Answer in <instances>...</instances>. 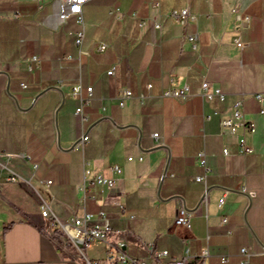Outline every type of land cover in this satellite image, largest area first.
<instances>
[{"label": "crops", "instance_id": "1", "mask_svg": "<svg viewBox=\"0 0 264 264\" xmlns=\"http://www.w3.org/2000/svg\"><path fill=\"white\" fill-rule=\"evenodd\" d=\"M182 8L196 18L165 17L154 27L153 17ZM59 9L58 0H44L40 10L34 0H0V150L29 155L13 156L11 167L30 179L0 183V264H79L61 232L41 216L37 191L61 220L102 208L113 230H121L109 239L124 241L129 255L148 264H164L185 250L197 263L204 247L207 264H239L242 247L254 251L252 263L264 264V0H89L82 7L80 54L74 37L81 25L74 16L62 23ZM240 11L250 15L247 28L236 18ZM238 36L248 42L242 49ZM34 55L38 61L27 60ZM204 77L222 100L162 95L185 85L196 93ZM77 82L84 96L92 86L84 122L74 114ZM122 89L132 93L123 107L114 100ZM239 98L255 127L237 128L252 148L246 154L239 153L236 135L220 133L218 114L202 117L230 113ZM83 128L89 139L77 146ZM201 150L209 171L203 201L204 184L192 178L204 173L195 158ZM84 168L87 178H116L118 194L89 183L82 200ZM40 179L52 182L45 187ZM10 191L16 201L6 196ZM175 197L195 210L188 227L173 230ZM162 250L166 256H153ZM86 254L109 264L103 242H92Z\"/></svg>", "mask_w": 264, "mask_h": 264}, {"label": "built area", "instance_id": "2", "mask_svg": "<svg viewBox=\"0 0 264 264\" xmlns=\"http://www.w3.org/2000/svg\"><path fill=\"white\" fill-rule=\"evenodd\" d=\"M37 5V9H41L44 5V0H34ZM59 1V18L62 23H65L66 19L70 16H74L75 20L78 24L81 25V29H79L75 33L74 43L78 49V53H82L81 44L83 40L84 30L83 25L84 21L82 18V7L89 0H58ZM156 4L158 0H149ZM171 18L175 19L179 22H184L186 20L195 19L196 15L191 13L187 8H182L180 10L171 9L167 11L164 15L154 18V27L160 28L161 21L163 18ZM236 18L239 21V24L243 28L248 27V23L250 20V15L245 12H237ZM144 20L141 19L139 25H143ZM247 41L241 39L239 36L235 38V45L237 48L242 49L247 45ZM106 47L105 43H101L98 46V49L103 50ZM27 60H39L38 55H34ZM114 73V67H111L107 70V74L111 75ZM150 84L146 85V88L149 89ZM86 95H82L81 93V84L80 82L75 83L72 86L71 95L78 101V105L74 110V114L78 115L81 119V122H84L87 118L84 113V106L89 102L92 95V86L88 85L86 87ZM198 94L202 97L203 100L210 99L213 95H217L220 100L224 98V94L206 78L202 79L199 90L196 93H192L189 91L188 87L185 85L182 89H168L163 92V96L168 97H176L181 100H187L189 97ZM132 93L129 89H122L115 97V102L123 107L131 98ZM146 96L145 93H141L139 98L142 100ZM255 97L263 103V95L261 93H257ZM243 98H239L235 101L232 110L230 113H220L217 110H213L211 113H203V120L209 119L212 115L218 114L220 117V133H229L237 136V144L239 153L246 154L252 151V148L245 143L244 136L237 132L238 127H242L244 130H248L250 132H254L255 127L253 123L248 121L245 118L244 110H243ZM261 113L264 112L263 104L261 105ZM153 137L155 140H158V133H153ZM89 139L88 131L86 129H82V133L78 141L75 145H81ZM222 153L227 155L228 148L223 147ZM13 156H20L23 158H29V155L26 153H17L12 154L5 151L0 150V177L3 176L4 180L7 182H21L26 181L30 182V179H25L19 173H17L11 167V160ZM196 160L199 165L204 168V173L193 175V180L196 182H201L204 184V191L201 195L200 201L206 200V192H207V184H206V176L208 175V167L206 165L205 159V151L201 150L196 155ZM132 157H127V161H130ZM141 159V157H139ZM33 169L36 168V165L33 164ZM112 171L117 174H120L122 169L119 165H112ZM89 170L83 169V181L78 185V190L81 191V199H84V191L86 186L89 183L97 184L102 191H106L108 194H118V190L116 188V178L113 177H105L102 175H96L93 178H87L86 174H88ZM51 180H43L40 179L39 183L48 187L51 184ZM240 190L245 191V187L242 185ZM230 190L227 189L225 194L219 198L218 206L221 207L224 203V198L226 193ZM49 194L52 196V194ZM38 196L41 199L40 202V214L43 218L47 219L49 224L52 227H56L64 236V245L69 249V251L77 258L79 264H100L99 260L91 259L87 256L86 251L90 244L94 241L103 242L105 244V254L103 261L109 264H148L146 259L141 257H135L129 255L125 249V242L122 240L112 241L109 239V235L112 232H120L121 230L115 229L111 226L110 218L107 216L106 212L99 208L96 212H83L82 214H74L69 220H61L58 219L54 213L51 211L49 207V203L45 200L41 194L37 191ZM107 194V195H108ZM109 198V197H108ZM119 208L124 211V205L120 202H116ZM175 206H176V216L173 222V230L176 227L183 226L188 227L189 219L194 212L195 209H188L181 198L175 197ZM226 222V218H222V223ZM153 256L156 258L164 257L167 255L166 250L162 251H153ZM262 253H264V246H262ZM208 249L204 247L201 249L200 253L197 255L198 262H194V255H191L187 250L183 252V254L174 260L168 261L164 264H207L208 257ZM254 254L252 249L248 247H242L239 251V264H254L251 262L250 258ZM221 260L226 261V257H222Z\"/></svg>", "mask_w": 264, "mask_h": 264}, {"label": "rangeland", "instance_id": "3", "mask_svg": "<svg viewBox=\"0 0 264 264\" xmlns=\"http://www.w3.org/2000/svg\"><path fill=\"white\" fill-rule=\"evenodd\" d=\"M3 181H5V180H4L3 176H1V177H0V183H4ZM2 192H3V190L0 189V194H1ZM5 193H6V192H5ZM6 196L9 197L11 200L16 201V196H17V194L13 193V191H10V193L7 192V193H6ZM1 208H2V202L0 201V209H1ZM91 254H92V253L89 252V255H91Z\"/></svg>", "mask_w": 264, "mask_h": 264}, {"label": "trees", "instance_id": "4", "mask_svg": "<svg viewBox=\"0 0 264 264\" xmlns=\"http://www.w3.org/2000/svg\"><path fill=\"white\" fill-rule=\"evenodd\" d=\"M12 222H9L7 223L6 225L3 226V231H5L10 225H11Z\"/></svg>", "mask_w": 264, "mask_h": 264}]
</instances>
